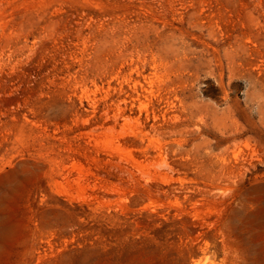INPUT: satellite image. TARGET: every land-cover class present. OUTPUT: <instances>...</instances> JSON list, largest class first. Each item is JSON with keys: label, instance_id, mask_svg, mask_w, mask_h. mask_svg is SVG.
<instances>
[{"label": "rangeland", "instance_id": "obj_1", "mask_svg": "<svg viewBox=\"0 0 264 264\" xmlns=\"http://www.w3.org/2000/svg\"><path fill=\"white\" fill-rule=\"evenodd\" d=\"M0 264H264V0H0Z\"/></svg>", "mask_w": 264, "mask_h": 264}]
</instances>
